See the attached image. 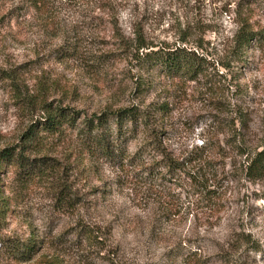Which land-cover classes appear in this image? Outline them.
I'll list each match as a JSON object with an SVG mask.
<instances>
[{
	"label": "rangeland",
	"instance_id": "374dc122",
	"mask_svg": "<svg viewBox=\"0 0 264 264\" xmlns=\"http://www.w3.org/2000/svg\"><path fill=\"white\" fill-rule=\"evenodd\" d=\"M247 19L262 36L239 57ZM139 32L199 52L208 71L142 64ZM263 36L264 0H0V151L29 167L2 165L0 264H264V177L247 170L264 149ZM59 107L75 125L43 131ZM130 107L146 123L122 155L111 119L107 156L85 122ZM207 144L210 194L190 163L162 162Z\"/></svg>",
	"mask_w": 264,
	"mask_h": 264
},
{
	"label": "trees",
	"instance_id": "16d2710c",
	"mask_svg": "<svg viewBox=\"0 0 264 264\" xmlns=\"http://www.w3.org/2000/svg\"><path fill=\"white\" fill-rule=\"evenodd\" d=\"M240 26V30L235 40V49L237 55L242 57L246 47L249 46L252 41L256 40V38L262 36V34L255 32L251 28L248 19L246 22H242ZM137 34V60L142 64L148 65L150 68H158L160 71H163L172 77L187 76L188 78H196L208 71L207 61L201 57L199 52L185 47H178L171 50L166 48L158 49L154 46H150L149 44L147 45L141 32ZM145 49L149 50V52L140 56V51ZM48 109H50V107H47V110ZM76 116L77 114H75L74 111L59 107L56 111H52L50 114L48 113L47 118L42 121V124L44 125L42 129L43 131L51 133L58 130L64 124L75 125L74 121ZM113 118H116L115 122H117L116 127L118 128V138H116V140L119 139L117 140L119 143L116 145V148L119 151L117 154H120L121 152V154L124 155L125 149L123 144L125 140L129 138L128 134H135L139 126L146 123V116L143 115L136 107H130L120 109L112 113L107 112L85 122L87 127L86 135H90V137H92L93 130H96V134L92 140L96 142L98 148L107 156H111V153L114 152L111 148V141L108 140L109 136L113 135V129L110 123V120ZM35 126L37 125H32L26 135V138L29 141H36L40 138V135L35 132ZM102 129H105L107 133H100ZM243 146L245 147L243 144L242 147L236 145V148L241 151L244 148ZM211 147L213 146L207 144L206 147L198 149V155L194 154L189 162L180 163L167 156L162 159V162H165V167L169 172H175L176 174L179 173L183 165H188L190 163L192 171H189L188 174L193 180H195V182L202 181L199 183V190L201 192L210 194L212 192L210 188L214 186L210 185V183L215 184L213 177L216 176V171L214 172L211 168L212 163L208 161L209 155L205 153ZM14 154V148L12 147L0 151V174L2 165L5 162L13 163V161H15L20 163L21 167H25L27 169L29 168L28 165L26 166L24 163L27 158L20 155L15 160ZM249 157V162L247 164L248 176L252 179L264 177V149Z\"/></svg>",
	"mask_w": 264,
	"mask_h": 264
}]
</instances>
